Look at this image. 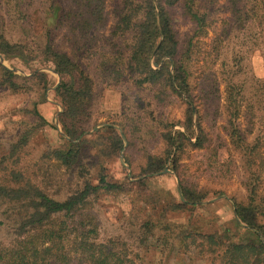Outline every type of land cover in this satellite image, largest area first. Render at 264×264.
<instances>
[{"label": "trees", "instance_id": "16d2710c", "mask_svg": "<svg viewBox=\"0 0 264 264\" xmlns=\"http://www.w3.org/2000/svg\"><path fill=\"white\" fill-rule=\"evenodd\" d=\"M203 1L116 0L108 35L110 0L0 2V7L6 5L13 12L11 20L18 29L15 41L5 28L0 29V54L24 62L41 58L51 63L61 78L54 93L62 106L59 121L68 146L53 154L71 168L78 163L82 150L91 145L97 150L99 166L97 184L88 181L66 199H56L41 186L31 184L17 167L18 150L29 140L27 135L19 139L18 145L0 159V201L14 205L17 220L11 242L0 245V264H143L127 241L100 237L98 221L89 214L88 205L100 191L124 193L138 187L143 195L148 187L145 180L163 174L166 168L177 176L179 201L165 206L158 192L143 198L146 202L152 199L154 212L138 224L136 248L154 246L162 253L169 248L167 258L175 254L181 264H264V154L250 139L259 123L256 104L263 92L255 86L250 91L247 80H235L243 71L246 56L242 51L234 52L230 62L224 55L221 68L216 67L235 28L254 29V46L264 56V0H229L225 8L230 14L208 50L203 38L214 20ZM178 15L192 24L184 38L176 27ZM84 40L87 42L82 43ZM68 47H73V55ZM245 48L251 52L252 47ZM0 69L9 87L17 90L15 79L19 76L3 65ZM25 79L42 81L45 101L47 75L34 73ZM99 81L119 86L123 96L128 90L140 94L134 95L131 105L125 104L118 115L119 123L105 125L89 139L85 127L91 119ZM176 101L184 109L183 120L170 121L158 112ZM38 106L35 103L34 114L48 124ZM210 111L220 113L211 115ZM216 114L225 118L229 144L239 151L244 171L246 199H231L237 216L234 224L252 235L241 241L230 228L221 234L213 228L206 231L190 219L175 223L166 213L168 208L194 210L213 194L188 177L185 160L189 151L203 153L199 170L211 177L227 176L229 168L220 158L223 141L212 145L207 132V123L215 122ZM134 140L144 144L146 153L139 174H127L121 182L110 180L105 164L120 158L126 143L131 145ZM159 143L161 150L152 152L150 147ZM128 163L133 169L134 163Z\"/></svg>", "mask_w": 264, "mask_h": 264}, {"label": "rangeland", "instance_id": "374dc122", "mask_svg": "<svg viewBox=\"0 0 264 264\" xmlns=\"http://www.w3.org/2000/svg\"><path fill=\"white\" fill-rule=\"evenodd\" d=\"M3 1L0 0L2 3ZM115 1L110 0L109 2L110 21L106 28V35L109 34L114 22L111 8ZM228 1H203L204 7L211 11L214 20L213 26L209 28L208 36L203 38L204 43L207 44V50L214 36L224 28L223 22L230 14L228 8H225L229 5ZM12 13L6 5L0 7V29L5 28L9 32L10 39L15 41L18 37V29L16 30V26L12 23ZM175 20L176 27L184 38V35L191 30L192 24L180 15L176 16ZM254 33V29L248 27L242 30L235 28L223 45V57L216 67L218 70L221 68V61L226 54L225 60L227 62H230L234 52L239 53V51H242L241 54L246 56L243 61V71L240 75L238 74L235 80H247L248 84L252 86L250 91H253L252 88L255 86L256 89L263 92L262 95L258 92L260 103L256 106L259 107L257 120L259 123L250 139L256 141L260 152L264 154V56L261 50L256 49V46H254ZM86 42V40L82 41V43ZM248 46L252 47L250 53L246 52L245 47ZM67 49L72 55L75 53L73 47ZM76 55L79 57L78 54ZM0 65L5 66L19 76L15 79L19 84V88L14 90L5 82L0 69V159L7 156L9 151L18 145L19 139L27 135L29 139L27 145L19 149L17 153L20 160L17 167L26 175L27 179H30L31 184L41 186L46 193L59 200H64L77 190L82 189L88 181L97 184L99 166L97 164L96 148L91 145L85 147L78 163L71 168L64 166L53 154L55 150H65L68 146L59 121V115L63 111L62 106L54 93V89L61 82V78L55 72L54 66L51 63L43 62L41 58L24 62L19 58H7L2 54H0ZM91 70L92 67L89 71ZM34 73H45L47 75L49 89L45 95V101L42 97V81L25 79V77H30ZM99 82L100 84L95 91L96 96L91 119L85 127L89 139L95 131L105 125L119 123L120 118L118 115L125 104L131 105L134 95L140 94L137 90H128L123 96L118 90L119 86ZM141 95L143 100L148 98L147 93L144 91ZM35 103H39V112L48 124H43L34 114ZM219 111L210 112L213 115L214 113H220ZM158 112L164 114L170 121L183 120L184 109L178 101ZM215 118V122L209 120L210 125L207 123V132L210 136V143L213 142L212 145L218 143L220 139L223 141L220 158L227 163L226 166L229 168L227 176L211 177L210 173L199 170L198 161L202 159L203 153L194 150L189 151L185 160L188 177L195 181L200 189L205 188L213 194L207 201L199 203L194 210L189 209L186 212H179L168 208L165 211L175 223H185L186 220L190 219L193 223L204 226L206 231L213 228V230L219 231L220 234L223 233L224 229L230 228L232 233H237L233 235L241 241L252 237V235L247 230L238 228L234 224L237 216L231 199L234 198L238 201L246 199L247 193L243 185L244 171L241 168L239 151L234 150L229 144L224 129L227 126L225 118H221L218 114L215 115ZM245 124L247 125V123ZM117 128L122 132L120 127L117 126ZM133 142L131 145L129 142L126 143L120 158H114L105 164L110 180L121 182L127 174H132V172L136 176L139 174V166L143 164L146 153L142 150L143 143L138 140ZM161 147L162 145L159 143L152 145L150 149L152 152H159ZM128 161L134 163V170L129 167ZM1 168H4V166ZM145 182L148 187L143 189V195L139 192L138 187L131 192L124 193L100 191L96 196L91 197L88 212L93 214L98 221L99 233L102 239L118 237L127 241L129 246H132L134 253H139L141 263L181 264L177 261L178 258L175 254L171 253V259L167 258L169 248H166L164 253L160 251L161 248L158 249L154 246L136 248L135 238L138 236V224L146 215L154 212L152 199L150 201L147 199L146 202L143 198H147V195L151 192H158L161 202H165L163 203L165 206L168 202L179 201L178 179L176 174L169 168H166L163 174L147 179ZM162 205L159 206V209H163ZM13 207L12 203L0 201V245L9 244L15 235L17 226L15 222L17 220L13 214ZM209 222L212 223L211 226H209ZM205 263V261H201L196 264Z\"/></svg>", "mask_w": 264, "mask_h": 264}]
</instances>
